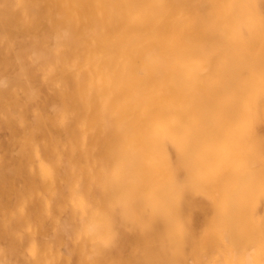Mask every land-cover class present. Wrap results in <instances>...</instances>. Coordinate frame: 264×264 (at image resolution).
Instances as JSON below:
<instances>
[{
    "label": "bare ground",
    "instance_id": "1",
    "mask_svg": "<svg viewBox=\"0 0 264 264\" xmlns=\"http://www.w3.org/2000/svg\"><path fill=\"white\" fill-rule=\"evenodd\" d=\"M0 264H264V0H0Z\"/></svg>",
    "mask_w": 264,
    "mask_h": 264
}]
</instances>
